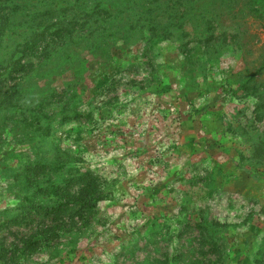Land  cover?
Instances as JSON below:
<instances>
[{
	"label": "rangeland",
	"instance_id": "obj_1",
	"mask_svg": "<svg viewBox=\"0 0 264 264\" xmlns=\"http://www.w3.org/2000/svg\"><path fill=\"white\" fill-rule=\"evenodd\" d=\"M245 1L0 0V264H264Z\"/></svg>",
	"mask_w": 264,
	"mask_h": 264
},
{
	"label": "trees",
	"instance_id": "obj_2",
	"mask_svg": "<svg viewBox=\"0 0 264 264\" xmlns=\"http://www.w3.org/2000/svg\"><path fill=\"white\" fill-rule=\"evenodd\" d=\"M236 1H240V0H236ZM245 2L247 3L249 12L257 13L260 18H262L264 16V0H246ZM219 33H220L219 36L226 37V38L230 37L228 35L229 33H227V32L219 31ZM263 67H264V62H263ZM257 153L264 155V143H262L261 145L258 146ZM86 176L88 177V182H86L87 185L82 187L77 195H71L70 193H68L66 191L64 192L65 194H67L69 196L68 200L70 198L75 200V202L79 206L81 212L82 211L86 212L87 209L90 210L91 208H93L94 202H92V200L94 199V197H92V193H93L92 191H95L94 188L97 187L96 182H95L96 178L94 177V175L90 172ZM95 198L98 199L99 197H95ZM63 204H65V203H63ZM61 207H62L61 205L53 206L49 209L48 212L60 211L62 209ZM40 209L41 208L38 207V210H40Z\"/></svg>",
	"mask_w": 264,
	"mask_h": 264
}]
</instances>
